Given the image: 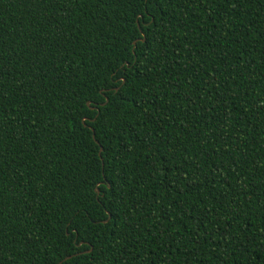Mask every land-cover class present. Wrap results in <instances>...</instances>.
Segmentation results:
<instances>
[{"label": "trees", "instance_id": "trees-1", "mask_svg": "<svg viewBox=\"0 0 264 264\" xmlns=\"http://www.w3.org/2000/svg\"><path fill=\"white\" fill-rule=\"evenodd\" d=\"M60 262L264 264V0H0V264Z\"/></svg>", "mask_w": 264, "mask_h": 264}, {"label": "water", "instance_id": "water-1", "mask_svg": "<svg viewBox=\"0 0 264 264\" xmlns=\"http://www.w3.org/2000/svg\"><path fill=\"white\" fill-rule=\"evenodd\" d=\"M117 90V89H116ZM101 150V149H100ZM69 258V257H68ZM59 264H61V262L59 263Z\"/></svg>", "mask_w": 264, "mask_h": 264}]
</instances>
